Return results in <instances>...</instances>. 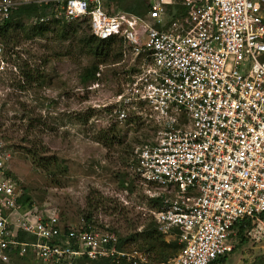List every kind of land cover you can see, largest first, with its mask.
<instances>
[{"label": "built area", "instance_id": "obj_1", "mask_svg": "<svg viewBox=\"0 0 264 264\" xmlns=\"http://www.w3.org/2000/svg\"><path fill=\"white\" fill-rule=\"evenodd\" d=\"M0 0V32L20 6H48L37 19L85 22L91 36L121 43L135 64L113 97L119 122L152 125L134 151L132 178L148 203L142 219L178 253L151 263L119 250L113 233L60 224L18 203L21 190L0 155V262L30 256L42 264H230L232 227L264 238V0ZM123 4V5H122ZM1 53V44H0ZM96 80L89 84L97 88ZM159 201L153 206L151 201ZM25 237L18 240V236Z\"/></svg>", "mask_w": 264, "mask_h": 264}, {"label": "rangeland", "instance_id": "obj_2", "mask_svg": "<svg viewBox=\"0 0 264 264\" xmlns=\"http://www.w3.org/2000/svg\"><path fill=\"white\" fill-rule=\"evenodd\" d=\"M11 22L17 28L12 26L9 40L0 36V155L6 174L29 197L30 207L53 214L62 225L77 227L90 216L94 230L119 237L141 231L148 223L142 211L149 207L131 166L134 151L151 139L154 128L117 121L112 105L123 73L135 60L125 52L116 63L99 66L98 86L90 89L78 78L90 61L79 45L89 35L87 27L72 22L66 34L54 26L45 36L25 39L18 27H31L32 21L20 17ZM39 160L51 166L37 167ZM244 235L239 243L233 232L228 263L264 264V238ZM161 241L176 243L159 238L153 263H162ZM33 261L7 264H39Z\"/></svg>", "mask_w": 264, "mask_h": 264}, {"label": "trees", "instance_id": "obj_3", "mask_svg": "<svg viewBox=\"0 0 264 264\" xmlns=\"http://www.w3.org/2000/svg\"><path fill=\"white\" fill-rule=\"evenodd\" d=\"M126 2H129L128 10L130 12L142 16V14L145 11L146 3L133 1V0H129ZM49 14H51V10L49 9L48 6H42V5L37 6L35 4H27V5L17 7L11 14V18H10L11 20H9V22H7L6 25L2 28V31L0 32V36L3 41L9 40V37L11 36V34L8 35V33L12 32V29H13L12 26L14 28H17V25H15L16 23H13L11 21L14 18L19 19L20 17L21 18L23 17L26 20L32 21L31 27L18 25L19 26L18 28L22 30L23 36L25 37V39L45 36L48 33L53 32L55 28L54 26H59L61 29L60 32H62L63 34L64 33L66 34L67 24L63 22L53 20L48 23H39L37 21V19L41 17H45ZM74 23H82L85 27H87L85 22H74ZM59 24H62V25L60 26ZM51 25H53V28L51 27ZM74 27L75 29L72 30L73 33L76 32V30L78 29L77 26H74ZM79 45H80V52L84 53L86 57L90 59L88 65L82 67L78 74L79 81L82 84H87V83L90 84L96 80L95 74L98 73L99 66L107 64L109 60H111L113 63H116L118 58L121 57V47L122 46H121V43L117 41H112V40L100 41V40L95 39L93 36L89 34L87 37L81 38V40L79 41ZM27 76L28 75H26V77ZM30 79H32V77ZM135 124H136V127H138V125L141 126L140 123H135ZM41 161L42 160H39L38 164L36 165L37 167L44 166L46 168L47 166V168H49L51 166L48 162L43 163ZM131 183L132 181L129 182L128 186H130ZM151 202L153 206H160V202L157 200L151 201ZM18 203L21 204L24 208L30 207V204H31L29 197L26 196L25 193L20 196V198L18 199ZM147 222L148 223L139 232H133L132 234L125 235L123 237H119L118 235H115L117 238L116 247L119 250H127L132 247H137L138 249H140V252L147 255L149 261L153 263L155 261V255H154L155 251L154 250L156 249V246H158L157 241L159 240V238H161V236L157 232V226L151 221H147ZM77 227L83 228V229L91 228L90 216H84L83 221L80 224H78ZM249 228H250V223L248 221H243V222L235 224L231 229L232 233L228 238L229 242L232 243V237H233V232H234L235 238H237L240 241L239 243H241V240L242 239L244 240V237H245L244 234H246ZM103 231L114 234L113 231H109L107 229H104ZM24 239H25L24 236L22 235L18 236V240L22 241ZM160 244L163 246V251L164 250L169 251L165 255L163 254V251H161L162 259L160 260L162 263H165L167 259H169L170 257L175 256L179 251V246L172 241L166 244L161 241ZM233 251H234V247L232 248V251L228 255L230 256ZM13 259H18L24 262L27 261L30 263L34 262L33 261L34 259H32L30 256L18 257V256L12 255L10 260H13ZM151 259H153L154 261ZM10 260L8 262H10ZM224 261H225V258H222L214 262L213 264H221ZM7 263L0 262V264H7ZM38 263L42 264L39 261ZM155 263H159V262H155ZM74 264H110V263L108 260L89 261L85 259L84 257H82V258L75 259ZM119 264H127V263L121 262ZM258 264H262V263L258 262Z\"/></svg>", "mask_w": 264, "mask_h": 264}]
</instances>
